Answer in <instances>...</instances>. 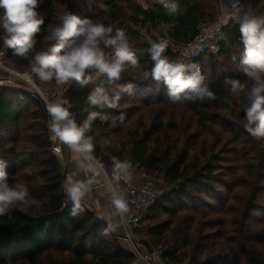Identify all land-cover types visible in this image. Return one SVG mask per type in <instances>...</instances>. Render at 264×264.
Here are the masks:
<instances>
[{
  "label": "trees",
  "instance_id": "1",
  "mask_svg": "<svg viewBox=\"0 0 264 264\" xmlns=\"http://www.w3.org/2000/svg\"><path fill=\"white\" fill-rule=\"evenodd\" d=\"M242 1L264 12V0ZM179 6L170 13L157 0H93L84 11L80 0H56L36 36V49L46 47L44 36L55 12L71 11L122 28L141 67L150 69V42L168 37L176 45L187 43L198 24L214 20L218 10L217 0H179ZM221 32L211 40L218 50L210 45L196 58L216 100L172 102L163 85L131 70L114 84L94 77L87 85L60 86L66 88V107L77 122L99 113L91 135L94 154L107 170L112 168L110 157L116 156L130 160L137 170H157L172 185L142 216L148 223L145 239L167 264H264V141L243 126V97H232L231 104L223 99L229 95L226 77H247L237 69L243 52L240 21L224 22ZM3 49L9 64L31 69V57L15 55L0 40ZM164 55L176 61L173 50ZM97 86L120 95L118 109L86 103ZM49 119L46 106L24 85H0V164L6 165L10 180L26 182L42 201L38 211L16 209L0 216V264L9 259L12 264H131L134 254L120 242L122 235L102 234L105 219L83 203L84 211L71 215L72 202L62 189V163L49 139ZM108 136L112 146L102 148L101 138ZM225 150L232 156H225Z\"/></svg>",
  "mask_w": 264,
  "mask_h": 264
},
{
  "label": "clouds",
  "instance_id": "2",
  "mask_svg": "<svg viewBox=\"0 0 264 264\" xmlns=\"http://www.w3.org/2000/svg\"><path fill=\"white\" fill-rule=\"evenodd\" d=\"M157 2L170 13L180 10L179 0ZM39 4L40 0H0V40L15 55L25 59L31 57V71L39 80H54L59 86H70L74 82L87 85L94 77H104L107 83L114 84L131 70L163 85L172 102L217 99L216 93L205 82L206 77L199 65L170 60L164 55L168 48L167 40L149 43L148 52L153 63L150 69H143L122 28H114L111 24L96 22L71 11L55 12V22L47 25L44 36L46 47L37 50L36 36L44 25V17L37 10ZM240 33L243 52L237 69L247 77V81L226 77L224 87L229 95L223 99L231 104L232 97H243L246 101L243 126L251 137L264 141V13L257 14L249 9L240 19ZM211 47L213 51L218 50L215 45ZM131 87L129 84L125 90ZM120 99L119 94L111 96L104 87L97 86L88 93L86 103L99 109H118ZM45 103L50 117L47 124L49 139L54 145L59 142L66 146L76 165V171L64 179L62 189L72 202L71 215L77 216L84 211L82 202L103 173L102 165L94 154L95 137L91 135L92 122L99 113L93 111L83 122H77L65 106L68 103L66 99L56 98ZM101 119L107 117L101 116ZM119 121L124 124V113H121ZM116 123L113 120L112 126ZM112 143L110 136L101 138L102 148L107 149ZM53 152L59 156L61 148L54 147ZM110 160L108 201L113 211L108 217H100L107 222V227L102 229L103 235L116 231L125 219L129 208L120 184L130 183L133 179L130 160L116 156H111ZM81 172L83 179L79 178ZM41 207L42 201L31 194L27 183L10 180L6 165L0 164V216L16 209L29 213ZM4 264H12V261L9 259Z\"/></svg>",
  "mask_w": 264,
  "mask_h": 264
},
{
  "label": "built area",
  "instance_id": "3",
  "mask_svg": "<svg viewBox=\"0 0 264 264\" xmlns=\"http://www.w3.org/2000/svg\"><path fill=\"white\" fill-rule=\"evenodd\" d=\"M223 23V16L221 14L215 20L199 23L196 35L184 44L176 45L168 37H159V40L164 39L168 41L167 49L173 50L176 53V60L198 65L196 58L205 48L211 45V39L215 35L222 33ZM0 69L6 72V76L0 78V85L22 84L35 100L42 102L45 106L46 100L65 99L66 88L54 85L51 81L43 82L31 70L9 64L6 61L4 49L0 51ZM54 147H60L62 152V145L59 142ZM98 162L102 165L103 173H106L104 176L111 187L109 179L111 171L107 170L102 162ZM120 191L124 194L129 208L121 226L122 237L128 243L132 253L136 255V260H133L131 264H138L140 262L146 264H167L163 259L161 251L153 249L151 253H148L147 248L140 242L141 239L137 236L141 228L143 214L154 206L160 198L155 179L148 172H142L138 175L133 174V179L130 183L122 182L120 184ZM141 245L144 246V251L140 248Z\"/></svg>",
  "mask_w": 264,
  "mask_h": 264
},
{
  "label": "crops",
  "instance_id": "4",
  "mask_svg": "<svg viewBox=\"0 0 264 264\" xmlns=\"http://www.w3.org/2000/svg\"><path fill=\"white\" fill-rule=\"evenodd\" d=\"M221 11L224 17V22L233 19L240 21L241 18L249 11L250 6L244 3L242 0H220ZM226 19V20H225ZM6 76V72L0 69V78ZM62 163L64 176L76 171L75 162L71 158L69 149L62 145V152L59 155ZM79 178L83 179L84 174L81 172ZM110 189L109 183L107 182L104 174L98 178V183L93 186L91 193L87 195L85 200L82 202L88 207L90 211L95 213L99 217H108L113 211L108 201V191ZM116 231L122 232V226Z\"/></svg>",
  "mask_w": 264,
  "mask_h": 264
},
{
  "label": "rangeland",
  "instance_id": "5",
  "mask_svg": "<svg viewBox=\"0 0 264 264\" xmlns=\"http://www.w3.org/2000/svg\"><path fill=\"white\" fill-rule=\"evenodd\" d=\"M55 1L56 0H40V4H39V6L40 5H48V7H47V9L45 10V11H42V12H40V14L44 17V18H48V16H49V14L53 11V9H54V3H55ZM81 1V3H82V5H83V9H84V11H86L87 9L86 8H88L89 7V4H91V2L93 1V0H80ZM244 3H247L249 6H250V9L251 10H253V11H255L257 14H260V13H264V12H260L259 10H258V8L257 7H253L252 6V3H251V1H243ZM217 7H218V10H217V15L215 16V19L217 18V16L218 15H222L223 16V14H222V11H221V6H220V0H217ZM214 19V20H215ZM226 20V19H225ZM223 22H224V17H223ZM212 40V39H211ZM212 42V41H211ZM210 42V43H211ZM29 70H31V69H29ZM13 85H19V84H13ZM224 141H225V136H224V139H223ZM230 145H231V143H230ZM230 145H228V146H230ZM234 146V145H233ZM225 156L226 155H229V156H232L230 153H227V151L225 150L224 151V153H223ZM109 170V169H108ZM111 170V169H110ZM150 172H148L149 174H150V176L151 177H153L154 179H155V181H156V188H157V190H158V192L160 193V196L162 197L163 195H167V193L169 192V191H171L172 190V185L170 184V183H168V182H165L164 180H163V178H162V176L160 175L159 176V173H158V171L157 170H154V169H151V170H149ZM142 172H147V171H140V170H137V168L136 167H133L132 168V173L134 174V175H138L139 173H142ZM15 180H18V179H15ZM21 181V180H20ZM147 222V219L146 218H144V220L142 221V223H141V228H140V230H139V232L137 233V236L139 237V239H145L146 237H145V235H144V233H145V231H146V225L148 224V223H146ZM117 233H119V235H122V232L120 233V231H117ZM121 243H123L125 246H126V248L128 249V250H130V247L128 246V243L124 240V238L121 236V241H120ZM144 246H140V248L144 251V248H143ZM157 250H159V249H157ZM131 251V250H130ZM132 252V251H131ZM134 254V253H133ZM135 255V254H134ZM134 261L136 260V255H135V258L133 259ZM138 264H146V263H144V262H140V263H138Z\"/></svg>",
  "mask_w": 264,
  "mask_h": 264
},
{
  "label": "water",
  "instance_id": "6",
  "mask_svg": "<svg viewBox=\"0 0 264 264\" xmlns=\"http://www.w3.org/2000/svg\"><path fill=\"white\" fill-rule=\"evenodd\" d=\"M140 242L147 248L148 253L153 251V246L147 239H141Z\"/></svg>",
  "mask_w": 264,
  "mask_h": 264
}]
</instances>
